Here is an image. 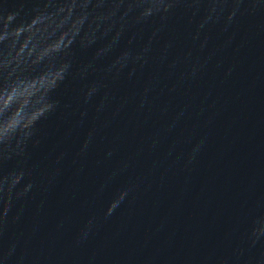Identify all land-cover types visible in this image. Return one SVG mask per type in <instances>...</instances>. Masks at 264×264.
Here are the masks:
<instances>
[{"label": "water", "instance_id": "obj_1", "mask_svg": "<svg viewBox=\"0 0 264 264\" xmlns=\"http://www.w3.org/2000/svg\"><path fill=\"white\" fill-rule=\"evenodd\" d=\"M261 229L264 0H0V264H264Z\"/></svg>", "mask_w": 264, "mask_h": 264}, {"label": "clouds", "instance_id": "obj_2", "mask_svg": "<svg viewBox=\"0 0 264 264\" xmlns=\"http://www.w3.org/2000/svg\"><path fill=\"white\" fill-rule=\"evenodd\" d=\"M165 7H167V5H165ZM8 18L9 19L12 18V13H8ZM7 114L8 113H5V115H7ZM25 134L30 135L31 133H26L25 130H18L17 133L3 145L4 151L8 152L9 154H11V152H13V151L16 152V149L19 146L18 145V139H19V137H22ZM14 141H15V147H13ZM124 195H126V192L121 194L120 200L123 199ZM4 196H5V214H6L7 213V201L11 199V190L7 189V192L4 193ZM119 202H120L119 200L112 201V203L109 205L107 214L110 215L115 210V208L118 206ZM261 230L264 231V229H261Z\"/></svg>", "mask_w": 264, "mask_h": 264}]
</instances>
